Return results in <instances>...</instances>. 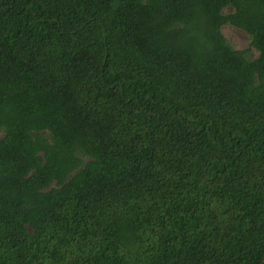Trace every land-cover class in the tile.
<instances>
[{"label":"trees","instance_id":"1","mask_svg":"<svg viewBox=\"0 0 264 264\" xmlns=\"http://www.w3.org/2000/svg\"><path fill=\"white\" fill-rule=\"evenodd\" d=\"M0 264H264V0H0Z\"/></svg>","mask_w":264,"mask_h":264},{"label":"rangeland","instance_id":"2","mask_svg":"<svg viewBox=\"0 0 264 264\" xmlns=\"http://www.w3.org/2000/svg\"><path fill=\"white\" fill-rule=\"evenodd\" d=\"M222 33H224V35L229 40L231 45L236 49H243L248 47L249 45L244 32H240L238 36H235L232 35L230 32H228L227 30H225V28H222Z\"/></svg>","mask_w":264,"mask_h":264}]
</instances>
